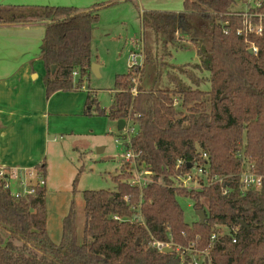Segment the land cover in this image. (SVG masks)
<instances>
[{"label": "trees", "instance_id": "trees-1", "mask_svg": "<svg viewBox=\"0 0 264 264\" xmlns=\"http://www.w3.org/2000/svg\"><path fill=\"white\" fill-rule=\"evenodd\" d=\"M235 2L184 0L179 13L144 12L143 29L155 33L164 53L169 45L182 47L183 35L189 36L200 59L195 67L210 72L211 89L193 88L174 74L169 76L175 88H146L141 81L153 63L147 49L142 67L116 76L109 110L88 91L86 114L116 122L133 117V148L141 152L139 163L151 171L152 183L143 189L131 185L133 167L122 160L116 190L84 191L81 237L73 202L55 243L46 186L16 197L0 179V264H264V182L245 191L240 182L247 170L264 176V31L238 35L246 11H232ZM102 6L0 5V24L46 27L41 58L48 98L80 90L89 78L92 30ZM247 11L264 14V1ZM248 44L258 52L249 53ZM179 72L193 78L186 68ZM179 160L185 162L180 168ZM188 163L207 170L198 187L176 183L180 172L191 171ZM36 168L46 176V163ZM179 199L204 210L205 222L187 223ZM156 241L171 243L174 251L158 250Z\"/></svg>", "mask_w": 264, "mask_h": 264}, {"label": "rangeland", "instance_id": "rangeland-1", "mask_svg": "<svg viewBox=\"0 0 264 264\" xmlns=\"http://www.w3.org/2000/svg\"><path fill=\"white\" fill-rule=\"evenodd\" d=\"M99 1L103 6L92 30L93 62L98 65V74L91 71L80 90L63 92L53 102L58 109L64 110L61 114L52 113L59 124L57 132H53L52 123L50 125L52 133L48 136L49 150L45 154L48 164V231L55 243L61 240L63 219L73 202L78 213L81 237L84 191H113L117 188L114 176L120 173L122 156L126 152L122 141H117L121 138L122 130L118 128V122L104 115L95 114L94 111L92 115L84 113L85 101L88 91H92L100 108L109 110L118 91L115 89L116 76L129 71L132 65L131 52L136 49L137 40L145 38L150 44L147 47V43H144V59L147 49H151L153 63L147 65L141 81L146 88H175L176 82L170 77L174 74L193 88L204 91L211 89L210 72L195 67L200 59L197 47L188 35H183L185 44L182 47L169 45L168 53H164L162 43L156 42L155 33L148 28L144 30L142 26L144 12L151 10L149 6L156 10L176 7L184 10V1L171 0L172 5H167L165 0H150L149 3L148 0ZM261 1L264 0H236L231 9L247 11ZM108 3L110 6H107ZM40 62L41 58L31 63L36 68ZM180 68H186L193 78H187L185 73L179 72ZM187 185L189 188L198 187L199 180ZM179 200L184 209L185 221L189 224L198 221L199 215L192 201Z\"/></svg>", "mask_w": 264, "mask_h": 264}, {"label": "crops", "instance_id": "crops-1", "mask_svg": "<svg viewBox=\"0 0 264 264\" xmlns=\"http://www.w3.org/2000/svg\"><path fill=\"white\" fill-rule=\"evenodd\" d=\"M149 2L150 0L147 1ZM165 2L167 5H172L171 0ZM98 3L101 2L99 0H0V5L4 7L75 6L81 10H89ZM153 8L149 6V9L156 10ZM182 9L176 7L156 11L179 13L183 11ZM45 30L46 27L41 23L0 24V167L33 169L37 165L47 164L45 154L49 150L48 136L52 133L50 125L52 123L53 132H57L59 124L52 117V113L61 114L64 111L58 109L53 102L64 91H57L50 98L46 96L45 68L41 58ZM144 43H147L146 40ZM39 58L41 62L34 68L31 62ZM47 174L48 164L46 188Z\"/></svg>", "mask_w": 264, "mask_h": 264}, {"label": "built area", "instance_id": "built-area-1", "mask_svg": "<svg viewBox=\"0 0 264 264\" xmlns=\"http://www.w3.org/2000/svg\"><path fill=\"white\" fill-rule=\"evenodd\" d=\"M260 3L261 2L256 5L259 6ZM263 19L264 14H251L246 11L244 14L243 26L238 29L237 34L245 36L246 38H249L251 35L262 36L264 31ZM135 43L136 49L131 52V67H142L144 62V40H137ZM248 49H253L254 53L258 52V47L255 44H248ZM74 75L77 76L78 72L75 71ZM131 92L134 95L137 94V86H134ZM125 121L126 125L122 129L121 138L117 139L119 142L122 141L126 148V152L123 154L122 160L129 163L133 167L134 177L131 180V185L143 189L147 187L149 183H152V173L145 166L140 165L138 158L140 157L141 152H136L133 148L132 138L137 134V128L133 117L129 115ZM184 163V160H179L177 167L180 168ZM206 175L207 170L202 166H197L191 168V171L180 172L176 176V181H178V185L188 187L187 184L197 182L200 177H206ZM0 179L4 181L5 188L11 190L12 194L16 197L34 195L37 188L46 186V176L43 171L38 168L26 169L23 167H0ZM222 180L223 179H220V181ZM240 182L243 191L251 188L259 189L263 185L264 176L256 174L251 170H247L241 173ZM14 185H16L15 188ZM190 187L192 188V186ZM214 238L215 235L212 236V239ZM233 241L236 242V239ZM154 245L158 248V250L163 252L166 247L173 248L171 243L162 241H156L154 242ZM194 264H200V262L195 260Z\"/></svg>", "mask_w": 264, "mask_h": 264}, {"label": "water", "instance_id": "water-1", "mask_svg": "<svg viewBox=\"0 0 264 264\" xmlns=\"http://www.w3.org/2000/svg\"><path fill=\"white\" fill-rule=\"evenodd\" d=\"M249 53L253 54L254 53L253 49H249ZM97 66L98 65L96 63H92L91 64V71L93 73H95V74L96 73L98 74V68H97ZM125 125H126L125 119H121V120L118 121V128H119V130H122L125 127ZM191 166H192V164L191 163H188V167L191 168ZM197 213L199 215L200 222L201 223H204L205 220H206L205 211L204 210H199V211H197ZM240 224H241V226H245V223L243 221H241ZM173 251H174V248H172V247H166L164 249V252H173Z\"/></svg>", "mask_w": 264, "mask_h": 264}]
</instances>
